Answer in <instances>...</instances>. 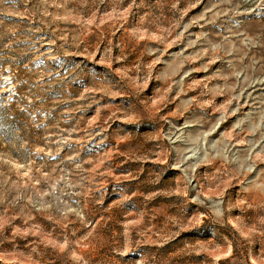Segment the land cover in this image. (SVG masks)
<instances>
[{
    "label": "rangeland",
    "instance_id": "374dc122",
    "mask_svg": "<svg viewBox=\"0 0 264 264\" xmlns=\"http://www.w3.org/2000/svg\"><path fill=\"white\" fill-rule=\"evenodd\" d=\"M264 0H0V264H264Z\"/></svg>",
    "mask_w": 264,
    "mask_h": 264
},
{
    "label": "bare ground",
    "instance_id": "6f19581e",
    "mask_svg": "<svg viewBox=\"0 0 264 264\" xmlns=\"http://www.w3.org/2000/svg\"><path fill=\"white\" fill-rule=\"evenodd\" d=\"M263 84H264V81L262 83H260V84H258V83L257 84H254L253 85V88H256V89L253 91V93L256 92V91H258V90H260L258 86H261Z\"/></svg>",
    "mask_w": 264,
    "mask_h": 264
}]
</instances>
